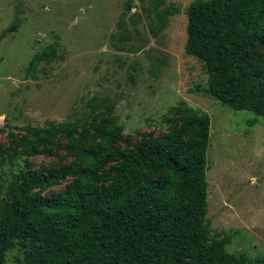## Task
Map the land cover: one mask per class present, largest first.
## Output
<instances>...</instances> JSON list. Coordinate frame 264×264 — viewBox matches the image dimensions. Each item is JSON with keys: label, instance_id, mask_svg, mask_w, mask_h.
<instances>
[{"label": "trees", "instance_id": "1", "mask_svg": "<svg viewBox=\"0 0 264 264\" xmlns=\"http://www.w3.org/2000/svg\"><path fill=\"white\" fill-rule=\"evenodd\" d=\"M176 11L156 15L154 36ZM187 16L186 54L209 78L200 90L264 120V0H197ZM58 47L37 54L29 70L57 59ZM113 109L107 105L101 120L26 129L20 150L0 145V172L9 176L0 184V264L14 250L15 264H264V254H230L226 238L211 239L210 115L181 103L168 133L123 148ZM61 150L71 163L33 170L18 162ZM66 179L73 183L65 191L43 196Z\"/></svg>", "mask_w": 264, "mask_h": 264}, {"label": "rangeland", "instance_id": "2", "mask_svg": "<svg viewBox=\"0 0 264 264\" xmlns=\"http://www.w3.org/2000/svg\"><path fill=\"white\" fill-rule=\"evenodd\" d=\"M195 1L165 0L158 7L155 0H0V145L20 150L26 129L101 120L113 105L123 127L120 146L127 148L143 136L168 133L181 103L206 112L211 239L226 238L228 253L254 259L264 254V120L200 90L208 75L185 51L187 8ZM171 6L176 13L154 36L156 15ZM56 43L58 58L30 71L33 58ZM66 154L18 162L41 170L71 163L73 157L60 158ZM1 173L3 184L9 176ZM72 183L66 179L43 196ZM19 254L10 252L8 264Z\"/></svg>", "mask_w": 264, "mask_h": 264}]
</instances>
